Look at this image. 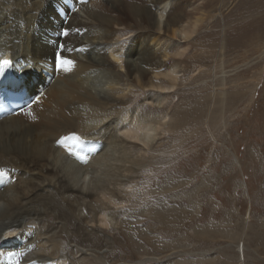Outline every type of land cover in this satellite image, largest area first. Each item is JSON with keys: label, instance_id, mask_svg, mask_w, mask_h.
<instances>
[{"label": "rangeland", "instance_id": "obj_1", "mask_svg": "<svg viewBox=\"0 0 264 264\" xmlns=\"http://www.w3.org/2000/svg\"><path fill=\"white\" fill-rule=\"evenodd\" d=\"M152 1L84 2L89 11L109 7L118 22L113 42L122 51L137 46L132 41L151 46L155 38L165 59L157 72L176 64L179 78L173 92L159 93L149 90L154 73L139 84L121 72L117 86L129 96L128 111L166 117L169 129L161 127L132 174L135 192L121 195L110 227L89 226L90 235H78L73 222V229L55 232L62 254L71 264H264V0H171L165 17L172 28L194 29L188 40L153 31L147 16L140 25L132 9L152 11ZM49 31L39 25L41 42L51 39ZM98 76L96 84L106 80ZM128 147L131 159L140 155L139 147ZM63 185L50 190L63 192Z\"/></svg>", "mask_w": 264, "mask_h": 264}, {"label": "bare ground", "instance_id": "obj_2", "mask_svg": "<svg viewBox=\"0 0 264 264\" xmlns=\"http://www.w3.org/2000/svg\"><path fill=\"white\" fill-rule=\"evenodd\" d=\"M84 2L0 0V61L12 62L0 67V94L10 88L24 90L26 96L18 110L0 99V169L8 173L0 176V253L4 254L0 255V264H71L62 254L63 243L55 232L73 229V222H78L72 231L78 235H90L89 226L110 225L123 203L121 195L135 192L129 183L132 174L143 165L147 150L164 132L161 127L167 123L165 127L169 129L166 117L128 111L129 96L117 84L125 68L127 75L139 84L154 73L148 89L171 93L179 78L178 66L172 64L164 73L157 72L164 58H159L160 43L153 37L151 46L145 43L144 47L141 40L132 41L137 46L122 51L113 42V26L118 22L111 18L109 7L102 12L89 11ZM102 2L107 6L111 0ZM170 3L171 0H153V12L146 7L132 11L137 12L134 17L138 16L140 25H144L147 16L153 31H173L175 36L188 40L194 29L183 25L172 28L170 19L165 17ZM51 6L54 12L50 11ZM45 21L57 23L52 24L53 28L49 25V31ZM39 25L41 32L49 31L47 36L51 39L41 42ZM65 29L68 36L62 35ZM52 38L57 39L56 43L51 42ZM59 41L66 48L75 49L61 52L76 61L72 71H63L57 64ZM99 74L106 80L96 84L95 75ZM165 79L168 84L161 81ZM201 113L198 110L196 117ZM123 132H131L132 137L121 135ZM74 136H79L83 144H78ZM65 137L68 139L64 144L60 143ZM129 143L139 147L140 155L135 159L130 158ZM65 145L86 155L88 163L70 154ZM56 178L64 182L63 192L54 191ZM67 189L83 198H70L65 193ZM83 209L88 210L87 215ZM51 218L56 221L48 224ZM243 248L238 245L241 255ZM75 249L82 255H94L92 248ZM8 252L22 255L8 257Z\"/></svg>", "mask_w": 264, "mask_h": 264}, {"label": "snow or ice", "instance_id": "obj_3", "mask_svg": "<svg viewBox=\"0 0 264 264\" xmlns=\"http://www.w3.org/2000/svg\"><path fill=\"white\" fill-rule=\"evenodd\" d=\"M62 35L68 36L69 35V31L67 29H65L62 32ZM59 48H60V51H58L57 54H56V61H57L58 66L63 71H72L73 66L75 65L76 61H74V60H72L70 58H67L66 56L62 55L61 52L62 51L71 52V51H74L75 49H68V48H66V46L64 44L59 45ZM114 59H118V58L114 57ZM11 63L12 62L10 60L5 59L3 61H0V67L8 66ZM121 135L128 136L129 138L132 137V133L131 132H123V133H121ZM73 138L77 141L78 144H83V141L80 139L79 136H74ZM67 139H68V137H65L64 140L59 141V142L64 144V141H66ZM65 147H68V146L65 145ZM68 151L70 152V154L75 155L76 158L78 160H80L81 162L88 163V157L86 155H83L80 152L74 151L71 147H68ZM7 175H8V173H7L6 170L0 169V176H5L6 177ZM105 226H109L110 227V225H108V224H105ZM33 247H35V246H33ZM0 255H4V254L0 253ZM6 255L8 257H17V256L22 255V253H19V252H8Z\"/></svg>", "mask_w": 264, "mask_h": 264}, {"label": "water", "instance_id": "obj_4", "mask_svg": "<svg viewBox=\"0 0 264 264\" xmlns=\"http://www.w3.org/2000/svg\"><path fill=\"white\" fill-rule=\"evenodd\" d=\"M12 235H13V234H12ZM12 235H11V236H12ZM12 237H13V236H12ZM8 238H11V237H8Z\"/></svg>", "mask_w": 264, "mask_h": 264}]
</instances>
